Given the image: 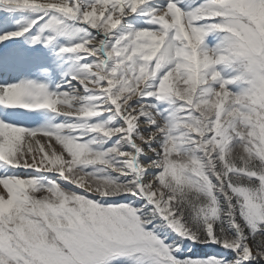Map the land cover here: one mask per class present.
Listing matches in <instances>:
<instances>
[{
  "label": "snow or ice",
  "instance_id": "6c2138e0",
  "mask_svg": "<svg viewBox=\"0 0 264 264\" xmlns=\"http://www.w3.org/2000/svg\"><path fill=\"white\" fill-rule=\"evenodd\" d=\"M0 264H264V0H0Z\"/></svg>",
  "mask_w": 264,
  "mask_h": 264
}]
</instances>
